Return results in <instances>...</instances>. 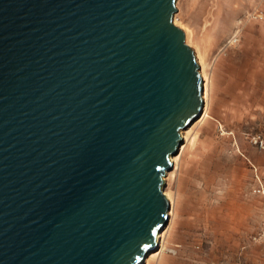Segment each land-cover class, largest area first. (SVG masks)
Masks as SVG:
<instances>
[{"label":"water","instance_id":"1","mask_svg":"<svg viewBox=\"0 0 264 264\" xmlns=\"http://www.w3.org/2000/svg\"><path fill=\"white\" fill-rule=\"evenodd\" d=\"M177 0H0V264H140L203 110Z\"/></svg>","mask_w":264,"mask_h":264},{"label":"rangeland","instance_id":"2","mask_svg":"<svg viewBox=\"0 0 264 264\" xmlns=\"http://www.w3.org/2000/svg\"><path fill=\"white\" fill-rule=\"evenodd\" d=\"M176 7L175 24L205 63L210 116L182 130L164 184L169 220L140 264H264V148L253 140L264 139V0Z\"/></svg>","mask_w":264,"mask_h":264},{"label":"bare ground","instance_id":"3","mask_svg":"<svg viewBox=\"0 0 264 264\" xmlns=\"http://www.w3.org/2000/svg\"><path fill=\"white\" fill-rule=\"evenodd\" d=\"M175 23V22H174ZM186 36V35H185ZM187 42V41H186ZM200 73H201V77H202V80H203V92H202V98H203V101H204V105H203V110H202V114H201V119L202 118H204L205 116H207L208 115V97H209V76H208V73H207V71H206V69H205V63H204V61H201L200 60ZM199 117V118H200ZM182 133V132H181ZM183 134V133H182ZM185 138H187V137H185ZM187 141V140H186ZM183 143V142H182ZM185 143V142H184ZM183 146H185V145H183ZM183 146H182V148H183ZM180 147H181V145H180ZM180 147H179V149H180ZM181 148V149H182ZM183 150V149H182ZM179 151V150H178ZM178 153V152H177ZM175 156V154L174 155H171V157H170V159H171V161H172V164L174 163L175 164V166L177 165V163H176V157H174ZM179 157V156H178ZM178 159V158H177ZM173 168V167H172ZM170 171V170H169ZM168 173V172H167ZM166 173V174H167ZM165 174V175H166ZM168 175H169V173L167 174V176L165 177V179L168 177ZM164 193H165V196L168 198V200H169V202H170V205H171V203H172V199H171V197H170V194L168 193V191H164ZM172 207V206H171ZM170 213H171V211H169L168 210V214L170 215ZM161 237H162V233H158V235H157V238H156V245H155V247L153 248L154 250L155 249H158L159 247H160V245H161ZM152 249V250H153ZM151 250V251H152Z\"/></svg>","mask_w":264,"mask_h":264},{"label":"built area","instance_id":"4","mask_svg":"<svg viewBox=\"0 0 264 264\" xmlns=\"http://www.w3.org/2000/svg\"><path fill=\"white\" fill-rule=\"evenodd\" d=\"M253 140H254L255 143L259 144L261 146V148H264V139L262 137L256 136V137H254Z\"/></svg>","mask_w":264,"mask_h":264},{"label":"crops","instance_id":"5","mask_svg":"<svg viewBox=\"0 0 264 264\" xmlns=\"http://www.w3.org/2000/svg\"><path fill=\"white\" fill-rule=\"evenodd\" d=\"M245 90H247V91H248V90H249V88H248V89H245ZM216 113H217V112H216ZM216 115H218V114H216ZM208 116H210V115L208 114ZM206 117H207V116H206ZM206 117H205V118H206ZM205 118H204V119H205ZM214 118H215V117H214ZM216 119H217V118H216ZM248 155H249V154H246V153H243V154H242V156H243L245 159H248V160H250L251 158H250ZM250 161H251V160H250Z\"/></svg>","mask_w":264,"mask_h":264}]
</instances>
